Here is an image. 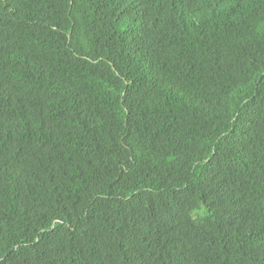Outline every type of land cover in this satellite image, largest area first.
I'll return each instance as SVG.
<instances>
[{
    "label": "trees",
    "instance_id": "1",
    "mask_svg": "<svg viewBox=\"0 0 264 264\" xmlns=\"http://www.w3.org/2000/svg\"><path fill=\"white\" fill-rule=\"evenodd\" d=\"M0 264H264V0H0Z\"/></svg>",
    "mask_w": 264,
    "mask_h": 264
},
{
    "label": "clouds",
    "instance_id": "2",
    "mask_svg": "<svg viewBox=\"0 0 264 264\" xmlns=\"http://www.w3.org/2000/svg\"><path fill=\"white\" fill-rule=\"evenodd\" d=\"M222 194H226V193H222ZM222 196H223L224 200L226 201L227 196H226V195H222ZM228 197H229V196H228ZM223 213H224V212L220 211V212L216 213V216H220V215H221V217H222V216H223ZM224 216H225V215H224ZM214 236H218L217 232H216V234H215Z\"/></svg>",
    "mask_w": 264,
    "mask_h": 264
}]
</instances>
